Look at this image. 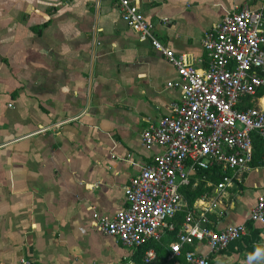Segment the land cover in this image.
Wrapping results in <instances>:
<instances>
[{"label":"crops","instance_id":"1","mask_svg":"<svg viewBox=\"0 0 264 264\" xmlns=\"http://www.w3.org/2000/svg\"><path fill=\"white\" fill-rule=\"evenodd\" d=\"M130 1L155 37L198 69L205 32L243 6L264 7ZM183 86L121 21L115 0H0V264H135L137 250L97 231L92 214L125 207L123 187L158 152L142 146V131L171 114ZM263 192L264 167L232 172L225 204L208 217L215 231L244 223L247 235L210 264H264V225L248 220Z\"/></svg>","mask_w":264,"mask_h":264},{"label":"built area","instance_id":"2","mask_svg":"<svg viewBox=\"0 0 264 264\" xmlns=\"http://www.w3.org/2000/svg\"><path fill=\"white\" fill-rule=\"evenodd\" d=\"M115 2L121 21L140 42H148L184 83L180 102L172 104L171 114L142 131V146L158 152L123 187L125 207L112 217L92 214L97 231L136 251L145 240L160 241L167 231H174L177 215L186 207L181 189L197 171L250 169L251 134L258 133L264 140V97L255 99L257 90L264 88L259 73H264V7L251 10L243 6L205 32L201 46L206 66L198 69L155 37L136 3ZM248 98L256 106L247 107ZM231 187L232 176H225L214 193L219 196ZM209 209L199 199L187 212L175 240L169 243V264H210V255L225 251L247 235L244 223L213 230ZM248 220L264 225V192L257 196ZM198 245L206 254L192 250ZM154 258V251L149 250L144 261ZM16 264L44 263L21 259Z\"/></svg>","mask_w":264,"mask_h":264},{"label":"trees","instance_id":"3","mask_svg":"<svg viewBox=\"0 0 264 264\" xmlns=\"http://www.w3.org/2000/svg\"><path fill=\"white\" fill-rule=\"evenodd\" d=\"M260 75L264 77V73L260 72ZM264 97V88H260L257 90L255 95V99ZM245 105L247 107L256 106L255 102H251V99L248 98L245 101ZM251 141L253 146V156L250 164L251 168L263 167L264 165V140L258 134L253 132L251 134ZM225 176H232L231 171H221L219 168H214L209 171H197L194 176L190 178L189 185L185 186L181 189V194L183 196V200L185 199L186 207L185 210H182L178 213L177 219L175 220V229L174 231L169 232V239L165 242V236L160 241H155L152 239H147L143 242V244L137 249V253L135 255V264H169L168 257L170 256L169 243L175 240V236L178 228L182 224L185 215L189 210L192 209L194 203L201 198L205 191L208 190L207 184L213 182V186L215 187L219 184ZM209 218V217H208ZM210 222L212 221L209 218ZM212 223V222H211ZM190 250V248H187ZM149 250H153L155 253V258L150 262L144 261L145 253ZM224 252V251H223Z\"/></svg>","mask_w":264,"mask_h":264},{"label":"rangeland","instance_id":"4","mask_svg":"<svg viewBox=\"0 0 264 264\" xmlns=\"http://www.w3.org/2000/svg\"><path fill=\"white\" fill-rule=\"evenodd\" d=\"M240 185L236 184L234 186V189H233V192H236L238 190V187ZM207 187H208V190L204 192V194L201 196L200 199H203L205 201V204L206 206H208L209 208H213V205H215L216 203L217 204H220V202H222L221 205H224L225 202H224V199L221 197V195L217 196L215 193H214V186H213V182H211L210 184H207ZM186 200L184 199V202ZM187 203V201H186Z\"/></svg>","mask_w":264,"mask_h":264}]
</instances>
